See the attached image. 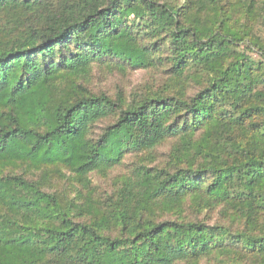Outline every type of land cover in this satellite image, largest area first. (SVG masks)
Instances as JSON below:
<instances>
[{
    "label": "trees",
    "instance_id": "1",
    "mask_svg": "<svg viewBox=\"0 0 264 264\" xmlns=\"http://www.w3.org/2000/svg\"><path fill=\"white\" fill-rule=\"evenodd\" d=\"M0 264H264V0H0Z\"/></svg>",
    "mask_w": 264,
    "mask_h": 264
},
{
    "label": "rangeland",
    "instance_id": "2",
    "mask_svg": "<svg viewBox=\"0 0 264 264\" xmlns=\"http://www.w3.org/2000/svg\"><path fill=\"white\" fill-rule=\"evenodd\" d=\"M165 69L166 67L152 70H120L115 67L94 65L89 76L83 81V85L93 93H105L113 98L121 94L127 100H132L134 96L142 95L147 90L156 89L164 79V74L160 71L164 70L165 72ZM165 75L167 74L165 73ZM169 146L168 143H164L156 148L155 162L165 161ZM138 154L129 153L125 155L122 162L108 170L105 175L95 172L89 174L95 197L106 196L115 186H118V177L133 170L143 155L142 153ZM59 186L66 185L60 183ZM212 212L214 211L205 214L203 217L212 216L213 219L216 218L217 215Z\"/></svg>",
    "mask_w": 264,
    "mask_h": 264
}]
</instances>
